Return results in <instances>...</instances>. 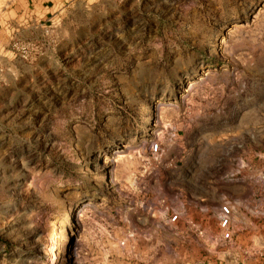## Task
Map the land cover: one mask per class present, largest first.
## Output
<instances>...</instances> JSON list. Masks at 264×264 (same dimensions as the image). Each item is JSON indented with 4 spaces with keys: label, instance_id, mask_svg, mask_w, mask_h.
<instances>
[{
    "label": "rangeland",
    "instance_id": "rangeland-1",
    "mask_svg": "<svg viewBox=\"0 0 264 264\" xmlns=\"http://www.w3.org/2000/svg\"><path fill=\"white\" fill-rule=\"evenodd\" d=\"M0 38V264H264V0H69Z\"/></svg>",
    "mask_w": 264,
    "mask_h": 264
},
{
    "label": "crops",
    "instance_id": "crops-1",
    "mask_svg": "<svg viewBox=\"0 0 264 264\" xmlns=\"http://www.w3.org/2000/svg\"><path fill=\"white\" fill-rule=\"evenodd\" d=\"M68 1L69 0H0V35L6 34L8 31L12 34L15 27H18L20 23L26 21L32 22L35 26H43L44 23L52 19L55 8ZM263 172L264 170L262 171V174ZM247 190L248 189L244 188V190H241L242 192H238V198H234L233 201H243L244 203L249 202L250 206H255L254 204L259 200V198L255 197L258 194V187H255L254 189V186L252 185L250 191ZM247 192L250 195L249 199L246 198V195H248ZM240 209L241 208L235 206L232 207V211L234 213L235 210L236 215V217L232 219V223H239L243 220L240 219L242 217ZM243 218L244 220H249L247 216H243ZM234 223L233 225H235ZM240 236L241 235H238L236 237V241H238ZM242 237L244 240L252 242L250 241V235L246 234ZM238 247L239 249L242 248V246ZM250 256L251 255H249V257Z\"/></svg>",
    "mask_w": 264,
    "mask_h": 264
},
{
    "label": "built area",
    "instance_id": "built-area-1",
    "mask_svg": "<svg viewBox=\"0 0 264 264\" xmlns=\"http://www.w3.org/2000/svg\"><path fill=\"white\" fill-rule=\"evenodd\" d=\"M161 149V146L159 143H154L152 145V151L153 152H159ZM179 218L178 214H174L171 218L172 221H176ZM231 223H232V207L230 204H224L221 207V216L219 219V225L222 229V238L224 240H231L233 237L232 229H231Z\"/></svg>",
    "mask_w": 264,
    "mask_h": 264
}]
</instances>
